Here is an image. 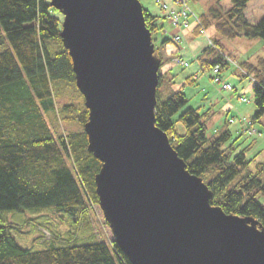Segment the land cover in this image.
I'll list each match as a JSON object with an SVG mask.
<instances>
[{"label": "trees", "instance_id": "16d2710c", "mask_svg": "<svg viewBox=\"0 0 264 264\" xmlns=\"http://www.w3.org/2000/svg\"><path fill=\"white\" fill-rule=\"evenodd\" d=\"M215 1L207 12L193 16V21L197 18L194 31H205L213 24L221 36L264 41V16L254 24L244 16L248 0H230L226 10L219 8L222 0ZM49 2L0 0V28L4 32V36L0 34V45H4L0 51V212L55 209L69 214L77 222L75 226L81 227L90 224L82 219L91 209L98 212L95 175L101 162L87 149L83 125L88 110L60 38L62 15ZM178 4L180 10L182 4ZM161 6L167 19L171 9L163 3ZM51 10L58 14H51ZM143 14L152 36L158 30L157 16L144 7ZM209 39L194 58L201 69L211 71L218 66L221 75L229 60L236 61L224 52L220 39ZM181 40V36H163L158 46L154 45L161 64L169 60L161 56V47ZM160 67L155 125L167 134L188 171L201 177L212 191V205L227 214L252 217L264 227V162L253 165L242 151L232 157V147L223 149L230 137L228 129L208 137L207 121L212 113L186 107L188 99L180 87L162 93L161 86L175 83V76L170 68L161 71ZM239 67L253 82V124L264 115V57L243 61ZM30 219L19 223L0 218V264H131L113 236L104 241L98 235L92 243L64 246H58L53 237L41 249L23 246L15 232Z\"/></svg>", "mask_w": 264, "mask_h": 264}, {"label": "water", "instance_id": "95a60500", "mask_svg": "<svg viewBox=\"0 0 264 264\" xmlns=\"http://www.w3.org/2000/svg\"><path fill=\"white\" fill-rule=\"evenodd\" d=\"M84 99L98 206L131 264H264V227L212 205L155 125L161 64L139 0H50Z\"/></svg>", "mask_w": 264, "mask_h": 264}, {"label": "rangeland", "instance_id": "374dc122", "mask_svg": "<svg viewBox=\"0 0 264 264\" xmlns=\"http://www.w3.org/2000/svg\"><path fill=\"white\" fill-rule=\"evenodd\" d=\"M139 1L146 10L157 16L155 23L158 24V30L152 35L154 45L158 46L163 36H169L172 38L173 35H177V28L185 29L189 27V24H187V26H172L163 16L161 4H166L168 8L178 9L179 4L176 0H159V2L156 0ZM182 1L184 2L183 5L188 7V9L195 15L205 13L211 6L216 5L215 0ZM230 6V0H222L219 8L220 10H226L230 8ZM50 13L53 15L58 14L54 10H51ZM244 16L250 24L256 23L262 16H264V0H248ZM61 19H63V16ZM192 19L193 18H190V23H192ZM193 22H195V20ZM190 28L191 27L183 31L186 32L187 35H184L181 42L177 44L169 42L168 44H165V47L163 46L161 47L162 49H160L162 50L161 56L167 60L169 59L168 61H163L161 64V71L166 70L165 65L169 62V65L173 64V68L171 66V73L174 74L176 78L175 83H171V85L165 83L161 86L160 90L162 93L163 91L172 92L180 87L188 99L186 107H198L201 111L209 110L212 114L207 121L206 134L208 137L217 136L222 130L228 129L230 137L222 144V148L228 149L229 147H232V149H229L232 157L239 151H242L245 156L252 159L253 165L264 162V135H257L256 133L249 134L247 130L243 131L244 126L242 125L243 119L246 118V121H249L255 111L253 82L250 77L248 75H242L238 70L235 75L229 77L230 73L233 72L234 69L236 70L232 64H230L227 69H224L221 72V78L222 80L228 78L230 83L235 86V91L221 89L222 83H215L210 78L209 68L198 69L196 74L197 78L192 79L191 82H187L188 77L186 78V76L193 70L196 71L197 66L200 67L199 61L194 57L192 58V55L196 51L199 53L206 45L207 36H210L213 39H220L224 52L231 53L236 63H241L246 60L255 62L257 58L264 57V41L259 38H249L245 36L227 38L221 36L214 29L213 24L205 27L204 33L199 32L192 37L189 31L191 30ZM0 34L4 36V32L1 28ZM177 47L181 48L180 53H183L182 56L176 55ZM3 48L4 45H0V51H2ZM193 49L196 51H193ZM156 57L159 58L158 55ZM178 57L188 61L189 68L188 66L181 68V65H174L175 61L173 59ZM239 96L245 97L247 101L242 102L239 99ZM230 118H232V122L226 123V120L229 121ZM255 128L258 131L263 132L264 115L253 124H250V129L255 130ZM35 212L37 213H32L31 210L23 212H0V218L4 221L15 220L19 223H23L31 218L28 222L29 225L25 224L21 231L15 232V235L23 246H29L33 250L43 248L44 243L53 237L56 238L55 241L58 246H64L74 243H92L99 239L98 235L102 237L101 240L108 241V238L112 236L108 226H104L102 222L103 216L99 207L98 212L94 213L92 209L88 212L86 219L84 217L82 221L88 220L90 221V224H85L81 227L75 226L77 225V222L73 221L69 214L60 210L44 209L43 211H39L40 213L38 211ZM78 223H80L79 220ZM77 227L79 229H77ZM39 235L40 237H37Z\"/></svg>", "mask_w": 264, "mask_h": 264}, {"label": "built area", "instance_id": "2783aa9c", "mask_svg": "<svg viewBox=\"0 0 264 264\" xmlns=\"http://www.w3.org/2000/svg\"><path fill=\"white\" fill-rule=\"evenodd\" d=\"M190 12L188 13V8L186 6H182V8L178 11H174V10H171L170 12H168V17L170 19V22L173 24V25H180V26H187L188 22H187V18L189 16ZM175 39H179L178 36L175 37ZM175 61L176 64H180V65H183V66H187V62L180 59V58H175L173 59ZM219 68L218 66H215L213 67L212 69V77L211 79L215 82V83H222L221 85V89H224V90H228V91H231L232 90V86L230 83H226V82H222L219 75ZM240 100L242 102H244L246 99L245 98H240ZM248 133L249 134H257V135H264V131L263 132H257L256 130H253V129H248Z\"/></svg>", "mask_w": 264, "mask_h": 264}, {"label": "crops", "instance_id": "0c3cea01", "mask_svg": "<svg viewBox=\"0 0 264 264\" xmlns=\"http://www.w3.org/2000/svg\"><path fill=\"white\" fill-rule=\"evenodd\" d=\"M182 1V0H181ZM161 9V8H160ZM169 9H175V8H169ZM162 13H163V16H165V14H166V12L164 11V10H162ZM190 20V19H189ZM190 22V21H189ZM192 23L190 24V26L189 27H191L190 29L191 30H189L190 31V34H191V36L193 37V35H195V34H197V32L196 31H194L193 29H194V27L196 26V22H193V21H191ZM189 27H187V28H177L178 30H177V35H180L181 36V39L183 40V38H184V35H187L186 34V32H183L184 30H186V29H188ZM210 37V36H209ZM177 49V53H176V55L177 56H182L183 55V53L181 54L180 53V51H181V48H179V47H177L176 48ZM184 51H185V48H184ZM193 51H196L195 49H193ZM197 53H198V51H196L193 55H192V58L193 57H195L196 55H197ZM192 58H191V61H192ZM186 59V58H185ZM188 62V61H187ZM173 65V64H172ZM172 65H169V62H168V64H166L165 65V69L167 70V69H171V66ZM188 65H189V63H188ZM168 67V68H167ZM172 68H173V66H172ZM174 68H176V67H174ZM181 68H183V67H181ZM188 68H189V66H188ZM198 69H201V67H199V66H197V69H196V71L195 70H193L190 74H188L187 76H186V78L188 77V80H187V82H191L192 81V79H195V78H197L196 77V74H197V71H198ZM235 70V69H234ZM236 71V70H235ZM235 71H233V72H231L230 73V76L229 77H232L233 75H235L236 73H235ZM174 79H176L175 77H174ZM226 80V82H230L229 80H228V78H226L225 79ZM235 87V86H234ZM235 90H236V88H235ZM231 119V118H230ZM246 119V118H245ZM242 125L244 126L243 127V131H245V130H247V127H246V124L245 123H243L242 122Z\"/></svg>", "mask_w": 264, "mask_h": 264}]
</instances>
